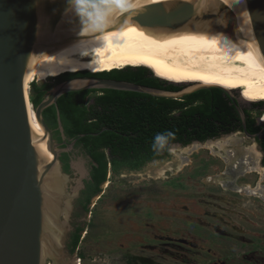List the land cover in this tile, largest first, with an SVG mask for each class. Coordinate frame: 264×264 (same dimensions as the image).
Listing matches in <instances>:
<instances>
[{"label": "water", "instance_id": "1", "mask_svg": "<svg viewBox=\"0 0 264 264\" xmlns=\"http://www.w3.org/2000/svg\"><path fill=\"white\" fill-rule=\"evenodd\" d=\"M120 4L116 8L115 0H0V264H46L49 257L51 264H60L57 255L67 247L70 228L61 216H68L83 181L75 183L73 196L68 194L67 185L74 181L63 171L59 156L75 141L59 149L65 143L54 142L42 117L61 95L107 89L179 100L212 88L169 92L98 78L60 83L32 108L52 155L48 160L38 148L41 140L31 129L24 96L25 79L37 57L81 32H234L249 33L264 61V0H120ZM57 122L62 132L58 114ZM76 166L72 161L70 168ZM49 200L56 205L54 217L48 211ZM52 225L54 233L49 230Z\"/></svg>", "mask_w": 264, "mask_h": 264}, {"label": "rangeland", "instance_id": "2", "mask_svg": "<svg viewBox=\"0 0 264 264\" xmlns=\"http://www.w3.org/2000/svg\"><path fill=\"white\" fill-rule=\"evenodd\" d=\"M54 78L28 81L29 106L31 82ZM174 86L181 91L193 88ZM250 104L259 106L263 118L264 103ZM249 113L258 115L255 110ZM260 158L257 139L234 133L201 144L172 146L168 155L139 170L109 172L87 214L76 207V198L68 216H61L70 228L68 234L76 225L83 232L74 254L61 249L60 264H264V192L250 195L205 183L209 177L221 180L228 166L246 161L232 184L255 190L264 185V174L254 168ZM75 163L68 173L74 181L67 185L72 196L90 161L77 156ZM246 167L254 171H245ZM50 262L49 257L46 264Z\"/></svg>", "mask_w": 264, "mask_h": 264}, {"label": "trees", "instance_id": "3", "mask_svg": "<svg viewBox=\"0 0 264 264\" xmlns=\"http://www.w3.org/2000/svg\"><path fill=\"white\" fill-rule=\"evenodd\" d=\"M136 68L138 69H130L128 72L123 69L99 73L90 70L67 72L54 79L85 74L161 90L156 85L162 81L151 77L149 67ZM31 89L36 90L34 96H30L31 107L35 109L45 99L46 92L36 88V83L32 82ZM168 89L163 91H180L177 86L172 85H169ZM223 93L218 88H211L173 100L126 91L82 90L65 93L57 99L56 104L49 106L50 109L46 108L47 126L56 131L58 140L61 134L67 142L75 141L76 146L81 145L89 151L91 177L85 185L82 201L86 214L89 212L91 199L101 193L109 172L117 175L125 168L141 169L147 162L162 158L154 150L163 149L165 143L184 147L193 142L201 143L228 134L235 128H231L235 123L240 129L239 117L228 105ZM91 95L94 96L90 104L88 101ZM57 114L62 132L58 130ZM253 124L251 121V128L246 131L256 135L259 130ZM109 128L112 130L109 131ZM124 129L131 132H125V139L121 137ZM134 132L139 134L140 138L133 137ZM167 133L172 135L167 137L166 141L155 143L157 134ZM108 140H111L114 149H125L124 152L110 151L107 154L104 150L99 151L105 148ZM259 146L264 150V138L259 142ZM131 151L133 153H130ZM69 159L67 153L59 156L63 171L67 174L70 171ZM82 232L83 228H77L67 242L66 248L71 255L81 242ZM80 256L81 254H78L79 259Z\"/></svg>", "mask_w": 264, "mask_h": 264}, {"label": "bare ground", "instance_id": "4", "mask_svg": "<svg viewBox=\"0 0 264 264\" xmlns=\"http://www.w3.org/2000/svg\"><path fill=\"white\" fill-rule=\"evenodd\" d=\"M129 67H150L175 85L219 88L229 93L238 91L250 103L264 101V61L249 33L81 32L75 39L37 57L25 79L24 96L30 126L36 138L41 140L38 148L46 159L50 160L52 155L27 100L28 81L32 77L41 80L59 77L67 72L90 70L99 73ZM240 164L228 166V172L221 180L209 177L205 183L231 188L235 176L240 173ZM243 164L247 165V162ZM250 170L254 171L253 167H246L245 171ZM255 170L260 172L258 168ZM236 191L250 195L260 193V190L248 187L236 188ZM49 203L50 217H54L57 212L55 202L49 200ZM65 209L68 212L69 207ZM49 230L54 233L56 226H49ZM52 237L57 242V236L53 234Z\"/></svg>", "mask_w": 264, "mask_h": 264}, {"label": "flooded vegetation", "instance_id": "5", "mask_svg": "<svg viewBox=\"0 0 264 264\" xmlns=\"http://www.w3.org/2000/svg\"><path fill=\"white\" fill-rule=\"evenodd\" d=\"M130 69H125V72H128ZM148 70H150L152 73H153V77L154 78H158L160 81H166V83H168V84H166V83H164V81L161 83V84H157L156 86H157V88H160L161 90H169L168 89V87H169V85H172V86H174L175 85V83H173V82H170V81H168V80H166V79H163V78H161L160 76H158V75H155V73H154V71L150 68V69H148ZM84 78H98V79H102L103 77L102 76H86L85 74H79V75H75V76H64L63 78H61L60 80H57V79H48V81H45L44 83H42V84H38V83H36V88H39V89H41V91L43 90H45V92H46V96H45V98L47 97V96H49V93H50V90L53 88V87H55L56 85H58V84H60V83H63V82H66V81H71V80H76V79H84ZM37 82H39L38 80H36ZM35 81V82H36ZM34 82V81H33ZM177 84V83H176ZM178 84H183V83H178ZM181 88H179L178 87V90H180ZM36 93V90L35 89H31V91H30V96H34V94ZM238 93L240 94V95H238ZM223 95H224V97L226 98V100L228 101V105L235 111V113L238 115V117H239V121H240V123H239V127H240V129H238L237 128V123H235V124H233L232 125V127L231 128H233V126L235 127V128H233V131L232 132H230V133H228V134H223V135H221V136H226V135H230V134H234V133H239V134H243V135H245V136H247V135H251V136H254V135H252V134H250V133H248L246 130L247 129H250L251 127H249V124H250V122L251 121H253L254 122V126L255 127H257L258 128V132H257V136L255 137V138H253V139H257V141H258V145H259V142L264 138V127L262 126V123L264 124V120H263V118H261V116H260V114L262 113V110L261 109H259V106H257V105H253V104H250V102H249V104L248 103H243V101L242 100H244V101H246L244 98H243V96H242V92H238V91H233V95H227L226 93H223ZM94 95H91L90 96V98H89V103L91 104L93 101H92V97H93ZM29 101H30V98H29ZM247 102V101H246ZM253 103H264V102H253ZM32 105H31V103H30V107H31ZM51 107V106H50ZM49 108V107H48ZM47 108V109H48ZM31 109H32V107H31ZM47 109H45L44 111H43V113H42V117H43V120H44V122H45V124L47 125ZM50 109V108H49ZM250 110H255L256 111V113H258V115H254L253 117L250 115V113H249V111ZM240 115H242L243 116V119L241 118V116ZM263 115H264V113H263ZM140 128V127H139ZM51 130V129H50ZM109 131H111L112 129L111 128H109L108 129ZM127 130V129H126ZM125 129L123 130L124 131V133H121V137L123 138V139H125L126 138V133L125 132H128V134H130L131 132L130 131H126ZM51 132H52V138H53V140H54V142L55 143H57V144H62L63 142L65 143V146H63V145H61L60 147H59V149H64V148H66L70 143L69 142H67L66 141V138L65 137H63V136H61V134H59V138H60V140H58V137L56 136V131L55 130H51ZM119 135V134H118ZM134 136L133 137H135V138H140V136H138L139 134H136V132H134V134H133ZM220 136V137H221ZM248 137V136H247ZM194 143V142H193ZM201 143H203V142H201ZM192 144V143H191ZM175 145H178V146H181V145H179V144H168V143H165L164 145H163V149H160V150H154L158 155H160L161 157H165L168 153H169V151H170V148L172 147V146H175ZM102 150H104L107 154H109V152L110 151H113V152H117V153H122V152H124V150L125 149H123V150H119V149H114V147L112 146V143H111V140H108L107 141V144H106V146H105V148H103V149H99V151H102ZM89 151H88V149L87 148H85V147H83V146H76L75 145V143H74V145L69 149V151L68 152H64V153H67V154H69V167H70V165H71V162L72 161H74L75 162V159H77V156H85V157H87L88 159H89V157H88V155H89V153H88ZM259 152H260V163H259V168L258 167H255V168H258V169H264V150L263 149H261L260 148V146H259ZM130 153H133L132 151L130 152ZM62 154V153H61ZM60 154V155H61ZM161 159V158H160ZM156 160H159V159H155V160H152V161H150V162H153V161H156ZM89 161H90V159H89ZM150 162H147L146 164H144L143 166H145V165H147L148 163H150ZM244 162H242L241 164H240V173H241V165L243 164ZM142 166V167H143ZM141 167V168H142ZM261 167V168H260ZM63 168V167H62ZM71 169V168H70ZM126 170H128L127 168H125ZM125 169H122V170H125ZM121 170V171H122ZM262 171V172H261ZM226 172H228V169H226ZM260 172L262 173V174H264V170H260ZM238 174H239V172H238ZM90 177H91V161H90V163H89V170H88V176H87V178L85 179V180H83V189L80 191V194H79V197L77 198V200H76V207L77 208H79V209H81L82 211H83V213H85L86 214V212L84 211V205L82 204L83 202L82 201H84V197H83V193L85 192L84 190H85V185H86V183L90 180ZM263 182H264V180H263ZM233 183V182H232ZM236 183V182H235ZM238 185L237 184H232L231 185V188H233V189H236V188H238L237 187ZM261 187V188H260ZM259 187V189L257 188V190L259 191L260 190V193H262V192H264V185H262V186H260ZM263 196H264V194H263ZM255 197H258V196H255ZM263 200H264V198H263ZM81 201V202H80ZM91 201H92V199H91ZM90 206V205H89ZM77 228H83L82 226H80V225H76L75 226V228L73 229V231L70 233V235H69V239H70V236H71V234L72 233H74L75 232V230L77 229ZM69 239H68V241H69Z\"/></svg>", "mask_w": 264, "mask_h": 264}, {"label": "clouds", "instance_id": "6", "mask_svg": "<svg viewBox=\"0 0 264 264\" xmlns=\"http://www.w3.org/2000/svg\"><path fill=\"white\" fill-rule=\"evenodd\" d=\"M115 6L116 8H121L120 0H115ZM171 135V133H167L166 135L157 134V136L155 137V143L160 144L161 142L166 141L167 137H170Z\"/></svg>", "mask_w": 264, "mask_h": 264}]
</instances>
